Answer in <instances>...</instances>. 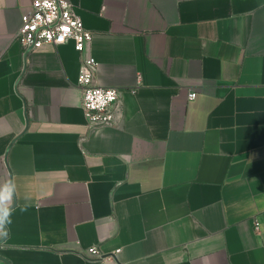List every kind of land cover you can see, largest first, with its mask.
<instances>
[{
  "label": "crops",
  "instance_id": "crops-1",
  "mask_svg": "<svg viewBox=\"0 0 264 264\" xmlns=\"http://www.w3.org/2000/svg\"><path fill=\"white\" fill-rule=\"evenodd\" d=\"M70 1L115 120L88 124L87 52H26L33 0H0V264H264V0Z\"/></svg>",
  "mask_w": 264,
  "mask_h": 264
},
{
  "label": "built area",
  "instance_id": "built-area-1",
  "mask_svg": "<svg viewBox=\"0 0 264 264\" xmlns=\"http://www.w3.org/2000/svg\"><path fill=\"white\" fill-rule=\"evenodd\" d=\"M16 37L26 52L44 44L57 46L70 40L74 42L78 52H87L82 57L78 86L82 92V106L86 111L88 124L97 126L114 122L120 91L116 87L94 83L93 75L99 63L88 53L93 33L75 12L70 0H33L22 14V24ZM196 95V92L189 93L190 99ZM259 228V222L255 219V230L259 231ZM120 251L121 248H117L106 254L97 245L87 248L90 256L100 259L116 258Z\"/></svg>",
  "mask_w": 264,
  "mask_h": 264
},
{
  "label": "clouds",
  "instance_id": "clouds-1",
  "mask_svg": "<svg viewBox=\"0 0 264 264\" xmlns=\"http://www.w3.org/2000/svg\"><path fill=\"white\" fill-rule=\"evenodd\" d=\"M14 190V185L10 181L0 186V229L11 222V211L9 205L11 203Z\"/></svg>",
  "mask_w": 264,
  "mask_h": 264
}]
</instances>
